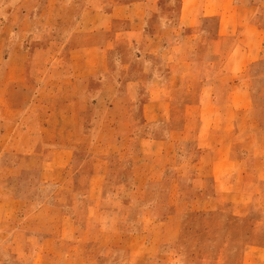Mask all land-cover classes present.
Returning a JSON list of instances; mask_svg holds the SVG:
<instances>
[{"label":"crops","instance_id":"obj_1","mask_svg":"<svg viewBox=\"0 0 264 264\" xmlns=\"http://www.w3.org/2000/svg\"><path fill=\"white\" fill-rule=\"evenodd\" d=\"M78 1L69 34L79 43L33 40L56 56L38 65L37 110L0 111L2 155L40 148L36 184L54 186L32 202L28 159L18 155L24 174L0 192V264L94 259L106 242L83 233L110 227V205L125 200L150 245H201L187 238L198 219V229L218 230L208 238L216 260L264 264V115L251 91L264 56V0ZM8 4L9 29L34 20L35 0Z\"/></svg>","mask_w":264,"mask_h":264},{"label":"rangeland","instance_id":"obj_2","mask_svg":"<svg viewBox=\"0 0 264 264\" xmlns=\"http://www.w3.org/2000/svg\"><path fill=\"white\" fill-rule=\"evenodd\" d=\"M10 8L8 0H0V111L2 115L7 112V104L13 107L15 117L17 112L25 108L37 110V93H38V80L42 74L38 71V65L46 61L52 62L56 56L51 52L50 54L41 53L38 50V43H33L34 39H40L39 35L42 33L47 36L43 38L42 43L54 44L55 40L66 42V46L73 43H79L81 36H70L69 31L74 23L78 13L82 8V4L78 0H35L32 6V22H18L15 29H9L10 25L5 18V14ZM47 20V22H45ZM30 26L28 30L24 29L25 26ZM48 25V27L46 26ZM51 29V30H49ZM58 34L55 38L54 32ZM48 32V33H47ZM51 32V33H49ZM78 32V31H77ZM62 43V42H60ZM29 45H32L31 50ZM69 48V47H68ZM76 55L71 53H61L60 59L69 61ZM7 61L13 62L14 67L7 69ZM66 69H64L65 72ZM9 82V86L7 85ZM54 90L55 86H49ZM251 91L253 96L254 108L264 115V56L260 60L257 72L254 76V81L251 82ZM49 91V90H47ZM8 92V93H7ZM8 96V98H7ZM55 102H47L46 105L50 106ZM11 107V108H12ZM12 111V109H11ZM12 111V112H13ZM36 116L38 113L36 112ZM32 116V115H31ZM39 118V117H38ZM37 117H30L33 127L37 128ZM43 117H40L43 120ZM264 120V116L261 117ZM54 118H48V121L53 122ZM91 119V118H90ZM65 122H69V117H64ZM65 127V126H64ZM47 138L54 139L57 136L68 137L69 133H52L46 132L42 134ZM37 134H31V143L35 142L34 137ZM5 149L0 148V192L6 194L12 187L17 185L18 178L24 173L20 171L16 165L15 160L18 155H24L25 161L28 159V172L30 178L32 202L38 201L39 195L44 192L53 190V185L49 184L44 187L36 184L38 180L39 171L41 170L42 157L40 156V148L28 149L20 147L14 150L15 154L11 158L3 156L2 153ZM31 152V156L28 154ZM80 158L85 157V151ZM27 158V159H26ZM23 160V159H22ZM87 169L88 166H76V168ZM65 173H63L64 175ZM67 174V173H66ZM8 181V184H6ZM117 181L110 178L106 181V185L110 189L117 188ZM111 204V203H110ZM111 215L114 216L116 221L111 223L110 227L104 229L91 228L87 235L100 238L106 242L104 246L95 247L98 250L94 259H87L85 256L76 260L74 264H236V261L228 259L227 261H218L215 259L216 254L213 249L215 246L210 245L211 241L208 239L210 236L218 234V230H202L198 229V219H192L194 225L190 226L189 235L187 238H194L198 241L202 239L201 245L198 243L192 244L185 241L178 246L170 249L169 246L161 244L153 246L148 244L152 238L151 231L144 230L143 233L138 234L136 231L144 224L142 215L132 207L127 200L119 207V204L110 205ZM82 215V214H81ZM160 216L161 213H156ZM116 225V226H115ZM118 225V226H117ZM84 251V250H83ZM87 246H85V252ZM93 251V252H94ZM142 257V258H141ZM141 258V259H139ZM232 258V257H231Z\"/></svg>","mask_w":264,"mask_h":264}]
</instances>
